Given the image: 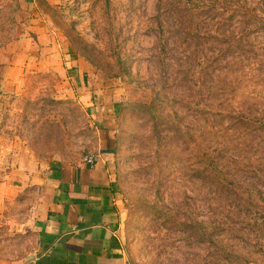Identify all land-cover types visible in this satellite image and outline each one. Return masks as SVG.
I'll use <instances>...</instances> for the list:
<instances>
[{
    "label": "rangeland",
    "instance_id": "rangeland-1",
    "mask_svg": "<svg viewBox=\"0 0 264 264\" xmlns=\"http://www.w3.org/2000/svg\"><path fill=\"white\" fill-rule=\"evenodd\" d=\"M27 6L0 0V183L22 164H74L99 149L84 84L62 50L43 51L53 44L39 42ZM66 9L59 40L113 91L101 106L117 110L132 264H264V0Z\"/></svg>",
    "mask_w": 264,
    "mask_h": 264
},
{
    "label": "crops",
    "instance_id": "crops-1",
    "mask_svg": "<svg viewBox=\"0 0 264 264\" xmlns=\"http://www.w3.org/2000/svg\"><path fill=\"white\" fill-rule=\"evenodd\" d=\"M22 1L29 4L28 10L34 9L31 24L37 23L43 33L39 42L53 44L43 51L62 50L78 84H84L82 101L97 121L99 149L94 154L98 161L93 166L56 160L22 164L5 176L0 183V264H132L117 184V110L101 106L104 100L111 104L107 94L113 91L104 90L108 86H103L105 79L98 70L93 71V63L75 56L74 48L59 40L56 19L67 20L66 7L72 0ZM36 16L41 22L33 20ZM86 72L92 76L88 87Z\"/></svg>",
    "mask_w": 264,
    "mask_h": 264
},
{
    "label": "built area",
    "instance_id": "built-area-1",
    "mask_svg": "<svg viewBox=\"0 0 264 264\" xmlns=\"http://www.w3.org/2000/svg\"><path fill=\"white\" fill-rule=\"evenodd\" d=\"M98 161V156H96V154H89V155H86L83 159H82V162L86 165H90V166H93L97 163Z\"/></svg>",
    "mask_w": 264,
    "mask_h": 264
}]
</instances>
